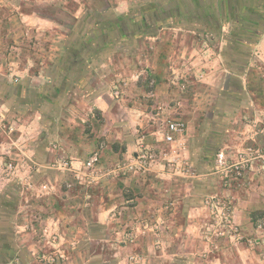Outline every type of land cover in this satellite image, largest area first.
Masks as SVG:
<instances>
[{
	"label": "crops",
	"instance_id": "obj_1",
	"mask_svg": "<svg viewBox=\"0 0 264 264\" xmlns=\"http://www.w3.org/2000/svg\"><path fill=\"white\" fill-rule=\"evenodd\" d=\"M237 1H202L195 29L154 37L151 97L131 74L115 79L102 33L97 49L92 35L69 45L53 38L39 67L19 66L18 85L1 82L0 69V88L9 86L0 106V264H47L41 260L51 248L63 256L58 264H264L263 158L249 160L239 177L232 166L247 146L264 153V0ZM27 4L0 0L11 38L25 22H51L22 11ZM102 8L98 23L124 36L125 18ZM210 29L217 44L202 37L200 47ZM173 119H183L185 130L167 157L178 156L194 175L176 177L160 155ZM138 145L157 158L147 170L127 171ZM95 150L92 170L86 162ZM210 196L231 204L235 224L254 243L228 236L215 249ZM50 234L61 237L53 247L45 243Z\"/></svg>",
	"mask_w": 264,
	"mask_h": 264
},
{
	"label": "rangeland",
	"instance_id": "obj_2",
	"mask_svg": "<svg viewBox=\"0 0 264 264\" xmlns=\"http://www.w3.org/2000/svg\"><path fill=\"white\" fill-rule=\"evenodd\" d=\"M33 1L34 0H28V4L23 6V9L21 8L22 11L36 12L43 17L51 19V22L43 24L42 28H37L38 26H32L30 23L25 22L22 27H17V30H14V36H12V38L10 37L12 32L8 31L10 27L5 24L7 15L4 14V11L0 10V69L5 71V76L3 78L5 81H1L4 84L5 82H8L10 85H18L17 83L22 79L21 76H19L21 74H18L17 72L19 71V66H27L30 68L39 67L41 65L40 59H44L42 55H46L47 51L50 52L49 44L53 38L55 41H65V43H67L66 45H69L68 43L83 40L86 35H92L95 38L88 39L85 37V39L92 42V49H97L96 46L99 39L97 37L102 33L103 37H105L104 39L108 41L104 48L107 50L106 54H109V60L111 61L110 65L116 68L118 74L115 76V79H118L121 82V79H125L126 77L129 78L130 74L131 76L133 74H139V78L137 80L131 79V82L140 81V83L145 84L146 90H150L149 96L151 97L152 95L150 92L154 89L155 82L153 77L150 78L147 74L150 69L149 58L154 51L153 44L159 41V39L154 41V37H157L164 31L166 33H171V35L175 33L180 34L185 28L195 29L196 26L195 19L192 15L189 17L187 14L188 10H190L189 12H191V10L196 11L191 4V0H107L108 4L105 3L103 8L101 2H104L105 0H93L92 2L91 0H50V2H43L42 0V2L38 3H34ZM212 1L214 2L216 0H203V2H208L209 4H212ZM242 1H244V4L246 5L249 3L248 0H240V2ZM237 2H239V0ZM101 8H105V12L114 14L116 17L125 18L124 27L126 29V34L124 36H119V28L114 24L109 26L108 23H98V19L101 18ZM199 12L204 13V10L201 9ZM241 16H244V12ZM136 23H140V30L135 31L134 35L131 32H127V30L130 31V29H134L133 27ZM182 24L183 27H180L181 29L177 32L178 26ZM172 29H174V31ZM212 31L214 30L210 29L208 35H200V38L197 41V43L200 44V47L202 45V37L207 46L212 47V45L217 44L210 36L212 34L216 35V32ZM189 35L193 37L192 34ZM180 39L183 40V37ZM150 46H152V48ZM158 47L159 46L157 45V48ZM21 57H23L24 60ZM17 59L19 60L17 61ZM48 61L50 62V60ZM48 61L46 60L43 64L48 63ZM114 84L117 85V80H115ZM8 87L9 86L3 87L2 89L0 88V94L2 95L0 106L2 105V107H4V103L2 104V102L7 98L4 94L6 90L9 89ZM122 87H124V89L127 88L124 84ZM142 88L144 87L142 86ZM116 89L121 90V86H117V88L115 86L114 90ZM8 130L11 131V127H9ZM261 130L264 133V125ZM163 142L167 144V148L164 147L160 155L164 159L166 166L172 168L171 171L173 172V175L176 177L182 176V174L185 173L188 175H194L193 170H186L183 168L182 164L176 163L175 158L179 159L178 156L172 157V159L167 157L173 150L172 143L174 141ZM104 145L105 144L103 143V146ZM248 147L251 146H247V148ZM255 148L257 147H253L252 149L257 152L253 154L254 156L251 160L263 158L261 160L264 162V153L259 149L255 150ZM151 149L153 148H148L145 145H138L137 154L141 155L142 153H148L150 157L145 163H139L137 155L135 157H130L126 163L127 166H125V169H127V171L147 170L151 163L155 161L158 154L157 152L149 153ZM243 151L236 152L237 161L239 154ZM245 156L246 155H244V157ZM61 163L62 167H68V162L66 160H62ZM64 163H66L65 166ZM248 163L249 161L245 167ZM93 167L94 165L89 167V169H92ZM244 168L241 170V174ZM92 170L95 169L93 168ZM4 172L6 173L7 171ZM95 172L98 171L96 170ZM256 173L258 174V170H256ZM43 189L45 190L46 187H43ZM25 191L28 195L36 193L35 189H32L27 185ZM221 201L224 203L228 202L226 200ZM261 216L258 219V223L260 224V227H264V214ZM209 223L210 225L208 227L211 231L210 237H212L216 250L219 249V241L228 236H230L233 241H242L247 244H249L247 239H250L252 241L251 243H254V240H256L255 238L249 237V235H245L239 227V231L243 238L236 239L232 237V232L229 230L230 228L225 226L223 224V219L219 215L216 216L214 213H212ZM60 238L56 237L54 234H50L47 236L48 242H45L46 246L50 245V247H53L54 242H60ZM56 251L55 248H51L50 251L45 253V256H54ZM62 257H58V261H60ZM41 261H44L47 264H58L57 259H54V261L42 259Z\"/></svg>",
	"mask_w": 264,
	"mask_h": 264
},
{
	"label": "built area",
	"instance_id": "obj_3",
	"mask_svg": "<svg viewBox=\"0 0 264 264\" xmlns=\"http://www.w3.org/2000/svg\"><path fill=\"white\" fill-rule=\"evenodd\" d=\"M131 78L137 80L139 78V74H133ZM184 130H185V123L183 120L174 119L169 121L165 128L163 141L173 142L175 140V136L182 135L184 133ZM255 152L257 151H254L252 147H248L245 151L239 154L238 162L232 165L234 172L237 176L241 175V170L245 167L247 162L251 160ZM244 155L246 156L244 157ZM98 156H99V151L98 150L93 151L86 162L87 167H91L95 165L96 161L98 160ZM149 157L150 156L148 153H142L141 155L137 156V160L139 161V163H145ZM65 165L66 163H64V166ZM205 203L211 209L212 213H214L216 216L219 215L223 219V224L230 228L229 230L232 232V237L236 239L243 238L237 224H235L234 222L231 205L229 202L224 203L221 200L215 198L214 196H210L208 199H206ZM247 241L249 243L252 242L250 239H247ZM58 257H62V255L60 253H57L56 251V254L54 256L48 255L46 257L44 255L42 258L43 260L54 261V259H58Z\"/></svg>",
	"mask_w": 264,
	"mask_h": 264
},
{
	"label": "trees",
	"instance_id": "obj_4",
	"mask_svg": "<svg viewBox=\"0 0 264 264\" xmlns=\"http://www.w3.org/2000/svg\"><path fill=\"white\" fill-rule=\"evenodd\" d=\"M201 1H203V0H191V4L194 6V9H196L199 6ZM189 11L190 10H188V13H187L189 15V17H191V15L193 18H198L200 16L199 13H196L194 10H191V12H189ZM116 19L120 20V19H122V17H116Z\"/></svg>",
	"mask_w": 264,
	"mask_h": 264
}]
</instances>
